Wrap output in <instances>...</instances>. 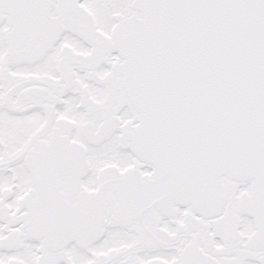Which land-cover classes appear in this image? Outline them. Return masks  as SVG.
Segmentation results:
<instances>
[{"label":"snow or ice","instance_id":"6c2138e0","mask_svg":"<svg viewBox=\"0 0 264 264\" xmlns=\"http://www.w3.org/2000/svg\"><path fill=\"white\" fill-rule=\"evenodd\" d=\"M0 264H264V0H0Z\"/></svg>","mask_w":264,"mask_h":264}]
</instances>
